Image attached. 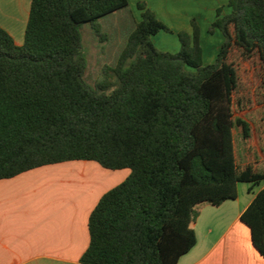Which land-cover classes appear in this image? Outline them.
I'll list each match as a JSON object with an SVG mask.
<instances>
[{"label":"trees","instance_id":"trees-1","mask_svg":"<svg viewBox=\"0 0 264 264\" xmlns=\"http://www.w3.org/2000/svg\"><path fill=\"white\" fill-rule=\"evenodd\" d=\"M228 6L209 29L225 40L204 65L195 21L178 53L162 52L153 38L171 30L138 3L141 20L95 86L82 28L102 36L99 20L128 0H32L22 46L0 27V180L69 161L131 171L91 213L78 264H178L197 244V208L236 200L239 183L260 189L241 220L264 257V118L235 115L264 106V0Z\"/></svg>","mask_w":264,"mask_h":264},{"label":"crops","instance_id":"crops-1","mask_svg":"<svg viewBox=\"0 0 264 264\" xmlns=\"http://www.w3.org/2000/svg\"><path fill=\"white\" fill-rule=\"evenodd\" d=\"M134 15L140 2L175 30L191 35V20L202 30L231 13L228 0H128ZM32 0H0V27L18 46L24 44ZM219 48L224 42L219 30ZM222 34V33H221ZM223 35V34H222ZM222 42V43H221ZM176 50V46H175ZM129 169L108 170L94 161H69L39 167L0 180V264H78L90 244L89 218L102 197L123 183ZM249 193L218 207L197 208V244L178 264H264L241 216L255 198Z\"/></svg>","mask_w":264,"mask_h":264},{"label":"rangeland","instance_id":"rangeland-1","mask_svg":"<svg viewBox=\"0 0 264 264\" xmlns=\"http://www.w3.org/2000/svg\"><path fill=\"white\" fill-rule=\"evenodd\" d=\"M129 9L118 11L100 19L99 23L102 26V36L96 35L90 24H86L82 28L83 45L88 63L85 78L86 81L92 86H95V84L102 79V72L105 66H114L116 64L123 48L126 45L128 35L134 29L135 21H138V18L134 15L135 11ZM192 21H195V19L191 20V24ZM195 22L200 29L203 63L204 65L214 64L216 62V57L214 55H216V49L220 43L219 37L216 36V31L218 30L211 34L209 29L211 28L212 24L206 28H203L204 30H202L197 21ZM166 26L171 30V32H161L153 38V42L158 50L176 54L179 52L181 47L178 37L179 33L184 32L189 35L191 34L183 28L180 30H175L168 25ZM219 34L221 38H223V35L221 33ZM250 94L251 92L247 91L248 99L249 97L251 98ZM254 97H256V100L261 102L263 92L258 90ZM242 111L243 110L241 108H235V115L246 117L248 120L256 124L261 118H264V106L247 113H242ZM235 142L237 147L238 161L239 164H242L244 160V143L242 137L236 135ZM259 159V168L262 172H264V149L260 152ZM248 188L249 184L247 183L238 184V193L243 200L245 198H249Z\"/></svg>","mask_w":264,"mask_h":264}]
</instances>
